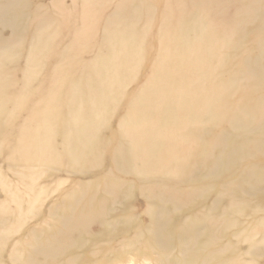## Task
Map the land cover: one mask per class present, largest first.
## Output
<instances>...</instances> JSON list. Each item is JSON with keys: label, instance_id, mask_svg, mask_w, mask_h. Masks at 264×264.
<instances>
[{"label": "bare ground", "instance_id": "1", "mask_svg": "<svg viewBox=\"0 0 264 264\" xmlns=\"http://www.w3.org/2000/svg\"><path fill=\"white\" fill-rule=\"evenodd\" d=\"M0 188V264L262 257L264 0H0Z\"/></svg>", "mask_w": 264, "mask_h": 264}, {"label": "rangeland", "instance_id": "2", "mask_svg": "<svg viewBox=\"0 0 264 264\" xmlns=\"http://www.w3.org/2000/svg\"><path fill=\"white\" fill-rule=\"evenodd\" d=\"M2 193H3V192H2V190H1V188H0V195H1ZM51 195H53V194H51ZM259 198H260V199H264V193H263V194H260V195H259ZM247 264H264V255H263L262 257L258 258L257 260H254V262H249V263H247Z\"/></svg>", "mask_w": 264, "mask_h": 264}]
</instances>
